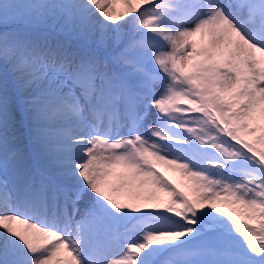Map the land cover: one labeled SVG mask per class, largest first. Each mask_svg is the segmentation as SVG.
I'll return each instance as SVG.
<instances>
[{"label": "snow or ice", "instance_id": "obj_1", "mask_svg": "<svg viewBox=\"0 0 264 264\" xmlns=\"http://www.w3.org/2000/svg\"><path fill=\"white\" fill-rule=\"evenodd\" d=\"M0 264H264V0H0Z\"/></svg>", "mask_w": 264, "mask_h": 264}, {"label": "rangeland", "instance_id": "obj_2", "mask_svg": "<svg viewBox=\"0 0 264 264\" xmlns=\"http://www.w3.org/2000/svg\"><path fill=\"white\" fill-rule=\"evenodd\" d=\"M160 171L164 172L165 174L167 173L168 174V178L174 183L177 185V187H182V184H181V178L179 176L178 173H174V176L169 175V170L165 169V168H161ZM183 190V189H182Z\"/></svg>", "mask_w": 264, "mask_h": 264}, {"label": "bare ground", "instance_id": "obj_3", "mask_svg": "<svg viewBox=\"0 0 264 264\" xmlns=\"http://www.w3.org/2000/svg\"><path fill=\"white\" fill-rule=\"evenodd\" d=\"M171 174H172V176H174V173L172 171H169V175H171ZM165 175L168 177L167 173Z\"/></svg>", "mask_w": 264, "mask_h": 264}]
</instances>
